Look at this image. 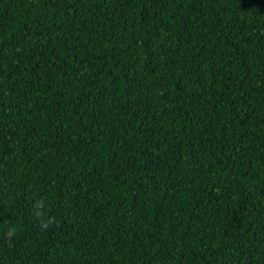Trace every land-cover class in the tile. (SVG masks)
<instances>
[{
	"label": "trees",
	"instance_id": "1",
	"mask_svg": "<svg viewBox=\"0 0 264 264\" xmlns=\"http://www.w3.org/2000/svg\"><path fill=\"white\" fill-rule=\"evenodd\" d=\"M0 264H264V0H0Z\"/></svg>",
	"mask_w": 264,
	"mask_h": 264
},
{
	"label": "clouds",
	"instance_id": "2",
	"mask_svg": "<svg viewBox=\"0 0 264 264\" xmlns=\"http://www.w3.org/2000/svg\"><path fill=\"white\" fill-rule=\"evenodd\" d=\"M44 227L47 228V227H48V224H44ZM12 234H13V233L10 231V232L8 233V236L11 237Z\"/></svg>",
	"mask_w": 264,
	"mask_h": 264
}]
</instances>
